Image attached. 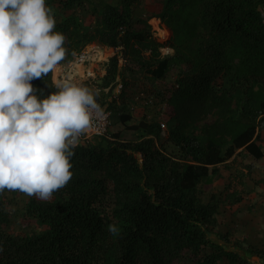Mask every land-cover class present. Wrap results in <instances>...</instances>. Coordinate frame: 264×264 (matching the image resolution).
<instances>
[{
    "label": "trees",
    "instance_id": "16d2710c",
    "mask_svg": "<svg viewBox=\"0 0 264 264\" xmlns=\"http://www.w3.org/2000/svg\"><path fill=\"white\" fill-rule=\"evenodd\" d=\"M76 2L81 0L60 5L69 9ZM133 4L121 0L120 7L108 6L95 34L75 14L57 22L54 31L65 36L67 49L61 63L74 60L94 37L118 49L103 78L110 91L118 78L120 99L132 89L122 73L127 56L150 79L179 65L165 88L131 91L159 106L157 113L169 123L166 136L160 141L158 120L144 119L129 126L145 132L138 141H120L116 132L114 140L93 137L78 144L70 181L50 199L32 196L22 207L20 219L42 227L40 234L14 236L3 229L9 213L0 192V264H254L250 250L207 238L218 206L213 198L198 201L196 190L214 170L210 166L247 148L264 122V0H166L162 19L175 54L163 58L156 57L162 43L146 22L132 28ZM142 50L150 51L151 64L142 61ZM31 83L38 96L56 91L45 77ZM207 115L217 118L208 138L228 144L223 155L187 130ZM119 118L124 125L132 117L127 112ZM239 184H229V192L241 195Z\"/></svg>",
    "mask_w": 264,
    "mask_h": 264
},
{
    "label": "clouds",
    "instance_id": "9594fccd",
    "mask_svg": "<svg viewBox=\"0 0 264 264\" xmlns=\"http://www.w3.org/2000/svg\"><path fill=\"white\" fill-rule=\"evenodd\" d=\"M55 27L46 0H0V192L50 199L72 178L74 149L103 111L98 93L58 74L67 49ZM49 73L56 91L38 96L31 82Z\"/></svg>",
    "mask_w": 264,
    "mask_h": 264
},
{
    "label": "rangeland",
    "instance_id": "374dc122",
    "mask_svg": "<svg viewBox=\"0 0 264 264\" xmlns=\"http://www.w3.org/2000/svg\"><path fill=\"white\" fill-rule=\"evenodd\" d=\"M64 0H46L48 7L52 8L56 23L60 22L65 16L69 14H75L81 24L88 28L89 32L95 34L101 28L102 15L108 6L120 7L121 0H81L79 3H75L71 8H63L60 3ZM166 0H134L133 4V18L132 28L139 30L143 27V22H146L150 26L152 37L162 45L158 49V55L156 57L163 58L172 56L175 54V50L171 48L167 41L172 36L168 23L162 19L164 13ZM84 52H91L97 62L93 64H85V68L92 73V76L86 77L84 74L85 68L81 66L82 70L76 73L75 59L72 60L71 70L68 71L70 62H63L60 64L58 74L60 77L72 76L75 82L81 83L91 89L94 93H98L96 100L102 106H106L110 112V125L108 137L114 140L112 135L114 132L112 127H120L119 133L120 141L135 142L145 136V132L141 130H133L129 126L137 124L145 119L150 120H165L163 115L157 113L158 107L155 104L146 103V101L139 96L136 92L131 93L132 90L141 89L149 90L150 87L165 88L168 83L175 80L177 73L180 71L179 65L176 63L170 64L167 67V71L163 76L158 79H150L145 71L140 69L137 60H132L126 57V63L123 67L122 73L124 74L125 81L130 84L132 89L129 90L127 98L120 99L115 96L112 91L109 90L111 83L106 85V80L103 78L108 69V60L113 57L118 49L111 48L102 44L97 37L84 48ZM141 59L144 63L151 64L152 57L150 51L142 50ZM124 61H122L123 63ZM121 63V64H122ZM91 67V68H90ZM63 70V71H62ZM67 72V73H66ZM69 72V73H68ZM45 78L53 81V73H49ZM53 84V83H52ZM105 86V87H104ZM144 90V91H145ZM117 97V98H116ZM116 98V99H115ZM233 107L236 108L235 104ZM129 113L131 120L128 123H124V126L120 124L119 116L122 113ZM217 120L214 115H207L200 120L189 124L188 132L198 138L202 145L207 149H218L220 155H223L227 143H216L214 138L210 139L207 136V132L212 124ZM261 124V123H260ZM264 126V122L261 127ZM169 123L166 121V130L160 132V141L166 136ZM158 141V139H157ZM254 167L253 163L248 162L246 157L242 155V152L235 150L233 155L225 161L218 163L210 168H214L206 177L202 178L197 184L196 195L200 202H207L210 198H213L217 202V212L215 215V224L207 230V238L220 245L226 246L230 249H248L252 252V258H248L249 262L258 264L260 260L264 261V248L257 245L244 244L242 241L243 230L242 228L257 230L258 227L264 225V215H256L254 212L247 213L244 201L243 184L244 178L247 177L245 172ZM236 181L241 182L242 193L231 194L229 192V184L235 185ZM3 196L7 201V209L9 213L8 223L3 225V229L14 236H32L40 234L42 227L36 224L23 223L20 219L22 207L29 201L30 197L27 194L20 191L4 190ZM36 197V196H35ZM39 199V198H38ZM242 200V201H241ZM257 228V229H256ZM236 231V235L232 234V231ZM238 230V231H237ZM241 237V238H240ZM218 264H228L226 260H221Z\"/></svg>",
    "mask_w": 264,
    "mask_h": 264
},
{
    "label": "crops",
    "instance_id": "0c3cea01",
    "mask_svg": "<svg viewBox=\"0 0 264 264\" xmlns=\"http://www.w3.org/2000/svg\"><path fill=\"white\" fill-rule=\"evenodd\" d=\"M81 70V65L77 64L75 74ZM122 120L123 119L120 120V124L124 126ZM112 129L114 132L121 130L118 126L115 128L113 126ZM237 151L242 152V155L246 157L248 162L253 163L254 165L252 170L249 168L245 171L247 177L243 180V190L245 192H243L244 198L242 200L246 206V211L247 213L254 212V214L258 216L264 215V126H260L256 129V134L247 148L241 147L238 148ZM259 152H261L262 155L259 158H256L255 156ZM242 230L244 231L242 235V241L244 244L257 245L258 247L264 248V225L258 227L257 230H248L245 227L242 228ZM232 234L236 235V231L233 230ZM252 257L253 256L251 255L250 258ZM258 264H264V261L260 260Z\"/></svg>",
    "mask_w": 264,
    "mask_h": 264
},
{
    "label": "built area",
    "instance_id": "2783aa9c",
    "mask_svg": "<svg viewBox=\"0 0 264 264\" xmlns=\"http://www.w3.org/2000/svg\"><path fill=\"white\" fill-rule=\"evenodd\" d=\"M261 14H262V17L264 20V6L261 8ZM94 62H97V60L95 59L94 55L91 52L80 53L79 55H77L75 57V63H78L79 65H81L84 68H85L86 63L92 64ZM121 62H122V60L120 59V63ZM72 64L73 63H71L68 66L69 72L71 70ZM87 69H89V68H85V70L83 71L84 74L86 75V77L92 76V73L89 72ZM61 74H60V76H61ZM121 88H122V84L117 78L115 81V84H114V89H113V93L115 96L118 95ZM99 105L101 106L103 111L98 113V114H94V116H93V127L81 135L79 144L85 143L86 141L90 140L93 137H107L108 136L109 125H110V112L107 110L106 106H102L101 104H99ZM159 125H160L162 131L166 130V120H159Z\"/></svg>",
    "mask_w": 264,
    "mask_h": 264
}]
</instances>
